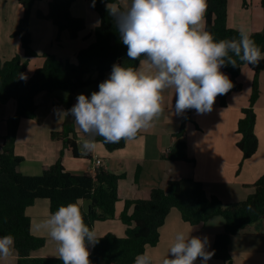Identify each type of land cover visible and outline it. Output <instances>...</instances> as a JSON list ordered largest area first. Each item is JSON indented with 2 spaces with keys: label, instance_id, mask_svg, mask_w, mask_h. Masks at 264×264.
<instances>
[{
  "label": "trees",
  "instance_id": "obj_1",
  "mask_svg": "<svg viewBox=\"0 0 264 264\" xmlns=\"http://www.w3.org/2000/svg\"><path fill=\"white\" fill-rule=\"evenodd\" d=\"M37 1L20 0L24 6V15L13 34L21 37L24 56L17 53L6 61L0 59V102L15 99L17 103L15 113L8 119V134L0 143V236L11 234L14 237L18 264H63L56 257L32 256L33 251L44 247L47 242L46 237L32 232V219L28 214V208L41 198L50 201L52 213L61 205L79 202L84 221L90 228H94L96 221L115 218L118 202L124 201L120 218L126 224L125 234L120 236L110 231L98 236L101 238L93 246L91 264H134L137 255L145 253L147 246L158 244L160 228L174 207L192 224L223 216L226 221L225 230L215 237L214 257L224 260L226 264H234L230 251L232 236L264 219V174L255 182V191L248 198L225 203L219 196H208L202 181L183 175H172L166 186L152 188L148 196H136L133 193L125 196L120 188L121 180L127 177L125 173H117L105 167L98 168L95 174L70 171L63 162L64 150L55 163L45 167L43 173H23L21 163L24 156L15 150L18 127L22 119L37 115L42 95L62 90L68 97L55 95V104L72 107L74 96L85 87L94 84L96 91H99L100 82L109 78L113 64L139 67V60L128 58L127 46L123 44L115 22L106 9L108 3H119L120 0H95L94 6L92 0L93 9L101 16L100 24L94 32L95 40L78 52L75 61L64 60L51 52L44 53V64L31 77H25L23 73L28 65L27 59L38 54L33 46L31 31V17ZM73 2L50 0L47 13L38 10L39 17L51 19L57 26L58 40L63 31H68L70 37L75 39L86 29V19L72 11ZM207 3L206 30L214 34L216 40L239 39L238 29L228 23L229 0H207ZM261 3L264 6V0ZM251 34L264 52V28ZM236 59L240 67L224 66L234 87L227 94L216 98L223 107L228 105V97L232 92L243 88L239 76L241 68L248 64ZM248 66L255 72L251 104L242 109L243 115L238 123V132L242 134L238 146L244 153V159L253 156L259 149L255 103L260 96V73L264 70V60L258 66ZM94 71L97 72L96 77L91 76ZM190 118L189 112L176 134L177 140L167 154L171 160L196 163V158L188 153V144L184 138L186 123ZM52 136L63 139L65 146L71 148L75 156L85 154L80 150L73 122H65L62 128L53 130ZM96 140L102 141V138L97 136ZM126 143L121 140L117 144H104L109 150H115L124 147ZM139 181L137 175L136 187L140 186Z\"/></svg>",
  "mask_w": 264,
  "mask_h": 264
},
{
  "label": "crops",
  "instance_id": "obj_2",
  "mask_svg": "<svg viewBox=\"0 0 264 264\" xmlns=\"http://www.w3.org/2000/svg\"><path fill=\"white\" fill-rule=\"evenodd\" d=\"M49 2L50 0H38L33 7L31 17L33 46L38 51V47L43 45L40 55L33 56V60L27 67L24 74L27 78L44 64L45 57L41 51L52 53L54 51L64 60L75 61L78 52L95 40L94 32L100 24L101 16L95 14L92 0H74L72 11L75 15L86 18V29L75 39L70 37L68 31H63L61 39L58 40L59 31L54 22L37 16L39 9L45 13L49 11ZM124 3L125 0H120L115 4L123 7ZM15 8L17 17L11 22L9 17ZM228 8V23L231 27L237 29L243 27L251 33L264 28V6L261 0H229ZM23 15L24 6L20 0H0V58L2 61L11 59L17 53L22 56L25 54L21 37L13 34ZM10 32H13V36L11 35L13 38L10 37ZM37 40H40L38 44ZM2 56H5V59ZM242 70L239 79L243 83V88L229 95L227 106H221L216 99L210 112L197 113L194 109H189L183 115H176L175 92L172 89L165 90L163 93L165 111L154 122L153 127L141 131L135 139L127 141L124 147L115 150H109L103 141L96 140V150L80 157L75 156L72 149L65 146L63 139L51 136L52 131L62 128L65 122L74 121L71 119L73 116L68 112L71 107L55 104V95L51 98L49 94H44L41 96L37 115L34 118L22 119L18 127L15 150L24 156L21 169L26 175H39L43 173L46 166L55 163L64 150L63 162L70 171L95 174L98 168L105 167L117 173H125L127 177L120 182V188L125 196L131 193L136 196H148L152 188L166 186L172 175H183L202 181L208 196H219L225 203L242 201L255 191V182L264 174V70L260 73L261 91L255 103L259 149L253 156L245 159L243 151L238 146L242 138V134L238 132V123L243 115L242 109L251 104L255 72L248 65H245ZM221 71L226 73L224 67ZM81 93L86 95L87 92L85 89L78 92L74 96L73 105ZM87 94L90 98L91 93ZM58 96L67 98L68 94ZM16 108L15 99L0 103V143L8 134V119L15 113ZM189 112L191 118L186 123L184 138L188 144V153L196 158V163L171 160L167 157L177 140L176 134ZM74 126L78 133V141L81 143L87 137L78 131L75 124ZM97 159H101L102 164H97ZM137 175L141 180L139 187L135 186ZM124 204L123 200L118 202L115 218L95 222L94 230L97 236H103L110 231L120 236L125 234L126 224L120 218ZM50 213L52 212L48 199H38L28 208V214L32 219V232L47 238L44 247L33 251L34 257H57L58 255L56 242L45 230L37 227ZM225 224L223 216H214L204 222L192 224L183 218L178 208L174 207L160 228V241L156 245L147 246L145 252L152 255L153 264H161V261L167 257L178 231L191 232V235L201 238L207 237L210 244L208 251H214L215 237L225 230ZM87 247L91 254L93 246L87 244ZM230 251L234 264H264V219L234 234ZM18 260L15 246L14 255L7 260L0 259V264H18ZM195 264H201V260L198 258ZM208 264H226V262L213 255Z\"/></svg>",
  "mask_w": 264,
  "mask_h": 264
},
{
  "label": "clouds",
  "instance_id": "obj_3",
  "mask_svg": "<svg viewBox=\"0 0 264 264\" xmlns=\"http://www.w3.org/2000/svg\"><path fill=\"white\" fill-rule=\"evenodd\" d=\"M207 8V0H125L123 7L106 5L128 58L139 60L140 67L113 64L99 91L90 98L83 93L77 96L68 112L87 137L80 143L82 152L96 150L97 136L105 144H117L153 127L165 111L163 93L168 89L175 92L176 115L189 109L210 112L216 98L234 87L222 67H240L236 58L256 66L264 60V52L243 27L238 29L239 39L216 40L206 30ZM81 207L79 202L61 205L37 225L56 242V258L63 264H91L87 244L95 246L101 238L85 223ZM190 233L175 234L161 264H195L198 258L208 264L214 252L208 251L207 237ZM14 251V237L0 236V259L7 260ZM134 264H153V257L139 254Z\"/></svg>",
  "mask_w": 264,
  "mask_h": 264
},
{
  "label": "rangeland",
  "instance_id": "obj_4",
  "mask_svg": "<svg viewBox=\"0 0 264 264\" xmlns=\"http://www.w3.org/2000/svg\"><path fill=\"white\" fill-rule=\"evenodd\" d=\"M18 1V0H17ZM40 10V9H39ZM96 13V15H98L99 16V12L98 11H96V10H94ZM38 16V15H37ZM17 17V10H16V8L14 9V12H12L11 14H10V17H9V19H10V21L12 22V20L14 19V18H16ZM39 17V16H38ZM40 19H48V18H42V17H39ZM32 19V18H31ZM86 19V18H85ZM48 20H51V19H48ZM19 21V20H18ZM51 23L53 24V22L51 21ZM90 27H91V21H90ZM16 30L18 29V27L17 28H15ZM85 31V30H84ZM12 33L13 32H10V37H12L13 35H12ZM12 35V36H11ZM13 38V37H12ZM39 41L40 40H37V44L39 43ZM43 44H41V46H42ZM22 46H23V44H22ZM40 46V48L38 47V54L36 55V56H39L40 55V50L42 49V47ZM50 50H51V46H50ZM44 52L45 51H41V53H42V55H44ZM46 53V52H45ZM52 53V52H51ZM53 53L55 54V52L53 51ZM4 59H5V56H2ZM35 57V56H34ZM1 59V58H0ZM33 60V58L32 57H30V59H27V63H28V65H27V67L29 66V64H30V61H32ZM30 68H32V66H30ZM28 69L29 70V72L31 71V69ZM26 70H27V68L25 69V71H24V73H23V75L25 74V72H26ZM34 74V73H33ZM32 74V75H33ZM96 75H97V72H92L91 73V76L92 77H96ZM25 76V75H24ZM85 89V91L87 92V93H92L93 91H96V88H95V85L94 84H92V85H90V86H87V87H85L84 88ZM66 92H64V91H62V90H57L56 92H54L53 94H49V97H51L52 98V96H54V95H60V96H62V94H65ZM86 93V95H88ZM9 102V101H8ZM0 103H7V102H0ZM53 132V131H52ZM51 136H52V133H51ZM53 137V136H52ZM54 138V137H53ZM23 170V169H22Z\"/></svg>",
  "mask_w": 264,
  "mask_h": 264
},
{
  "label": "built area",
  "instance_id": "obj_5",
  "mask_svg": "<svg viewBox=\"0 0 264 264\" xmlns=\"http://www.w3.org/2000/svg\"><path fill=\"white\" fill-rule=\"evenodd\" d=\"M96 163L100 165V164H102V160L101 159H97Z\"/></svg>",
  "mask_w": 264,
  "mask_h": 264
},
{
  "label": "water",
  "instance_id": "obj_6",
  "mask_svg": "<svg viewBox=\"0 0 264 264\" xmlns=\"http://www.w3.org/2000/svg\"><path fill=\"white\" fill-rule=\"evenodd\" d=\"M72 121L74 120V117H71Z\"/></svg>",
  "mask_w": 264,
  "mask_h": 264
}]
</instances>
